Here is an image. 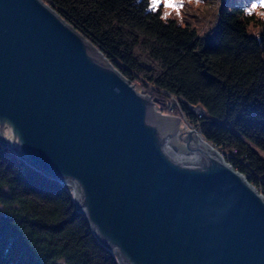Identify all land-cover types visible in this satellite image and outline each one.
<instances>
[{
	"label": "water",
	"instance_id": "1",
	"mask_svg": "<svg viewBox=\"0 0 264 264\" xmlns=\"http://www.w3.org/2000/svg\"><path fill=\"white\" fill-rule=\"evenodd\" d=\"M155 103L44 0H0V144L118 264H264V196Z\"/></svg>",
	"mask_w": 264,
	"mask_h": 264
},
{
	"label": "trees",
	"instance_id": "2",
	"mask_svg": "<svg viewBox=\"0 0 264 264\" xmlns=\"http://www.w3.org/2000/svg\"><path fill=\"white\" fill-rule=\"evenodd\" d=\"M44 0L161 112L169 92L264 196V0ZM200 106L198 116L188 105ZM64 185L0 144V264H118Z\"/></svg>",
	"mask_w": 264,
	"mask_h": 264
},
{
	"label": "rangeland",
	"instance_id": "3",
	"mask_svg": "<svg viewBox=\"0 0 264 264\" xmlns=\"http://www.w3.org/2000/svg\"><path fill=\"white\" fill-rule=\"evenodd\" d=\"M168 2H171V3L175 4L173 0H155V3L153 2V0H151L152 6H154L155 8L157 7V8H160V9H161V14H162L163 17L170 16V15H172L173 13L177 12V10H174L173 8H170V7H167V6H166V4H167ZM132 84H133V85L136 87V89H138L139 91H144V93H147V94H148V90H149V88H148L147 86H145L144 83H142V81H141L140 79L134 81ZM168 100L171 102V99H169L168 96H167V99L165 100V106H167V102H168ZM178 107L180 108V106H178ZM188 108H189V107H188ZM201 110H202V108H201ZM181 112H183V111L181 110ZM163 113H168V112H163ZM171 115H174V116L180 118V115H178V116H177L176 114H171ZM183 115H184V114H183ZM180 120H181V123H184V122L182 121L181 118H180ZM184 124H185V123H184ZM185 125H186V124H185ZM186 127H187V128H191V127L188 126V125H186ZM189 130H192V129H189ZM217 151H218V150H217ZM262 154L264 155V152H262Z\"/></svg>",
	"mask_w": 264,
	"mask_h": 264
},
{
	"label": "built area",
	"instance_id": "4",
	"mask_svg": "<svg viewBox=\"0 0 264 264\" xmlns=\"http://www.w3.org/2000/svg\"><path fill=\"white\" fill-rule=\"evenodd\" d=\"M142 92H144V91H142ZM166 108H167V112H168V114H176L177 116H178V115H181V108H179L178 105H176L175 103L170 102L169 100H168V102H167V106H166ZM189 108H190L191 110H193L198 116H201V115L203 114L202 111H201V107L198 106V105H197V106H193V105L189 104ZM194 128H195V127H193L192 124H191V128H189V129H194ZM195 131L198 132V129L195 128ZM219 153H220V155L222 156V158H223L225 161L228 162V160H229V158H230V155H228V154H226V153H224V152H219Z\"/></svg>",
	"mask_w": 264,
	"mask_h": 264
},
{
	"label": "bare ground",
	"instance_id": "5",
	"mask_svg": "<svg viewBox=\"0 0 264 264\" xmlns=\"http://www.w3.org/2000/svg\"><path fill=\"white\" fill-rule=\"evenodd\" d=\"M166 95L168 96L169 99H171V102H172V103H175L176 105L180 106V104H179V99H178L175 95H173V94H171V93H169V92H167ZM188 107H189V105H188ZM180 108H181V107H180ZM201 111H202V113L204 112L203 110H201ZM180 118L182 119V121H183L186 125H188V126L191 127V125L189 124V122L185 119V117H184V115H183V112H181ZM180 118H179V119H180ZM180 123H181V120H180ZM198 133H199V132H198ZM218 152H220V151H218Z\"/></svg>",
	"mask_w": 264,
	"mask_h": 264
},
{
	"label": "snow or ice",
	"instance_id": "6",
	"mask_svg": "<svg viewBox=\"0 0 264 264\" xmlns=\"http://www.w3.org/2000/svg\"><path fill=\"white\" fill-rule=\"evenodd\" d=\"M153 2L155 3V0H153ZM166 6L167 7H170V8H173L174 10H179V5H177V4H173V3H171V2H168L167 4H166Z\"/></svg>",
	"mask_w": 264,
	"mask_h": 264
}]
</instances>
